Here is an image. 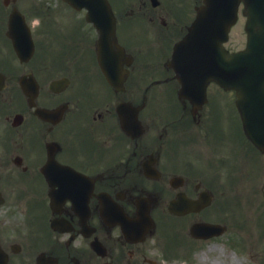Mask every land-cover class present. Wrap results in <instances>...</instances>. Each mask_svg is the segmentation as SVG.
<instances>
[{"label": "flooded vegetation", "instance_id": "obj_1", "mask_svg": "<svg viewBox=\"0 0 264 264\" xmlns=\"http://www.w3.org/2000/svg\"><path fill=\"white\" fill-rule=\"evenodd\" d=\"M109 1L106 74L85 10L0 0V264L215 263L207 249L221 233L193 226L227 223L232 210L264 230V202L249 217L242 200L221 201L243 188L264 195V136L256 145L237 127L221 148V88L210 82L201 103L179 98L168 64L201 0ZM158 85L170 119L149 129ZM169 221L187 238H170Z\"/></svg>", "mask_w": 264, "mask_h": 264}, {"label": "water", "instance_id": "obj_2", "mask_svg": "<svg viewBox=\"0 0 264 264\" xmlns=\"http://www.w3.org/2000/svg\"><path fill=\"white\" fill-rule=\"evenodd\" d=\"M101 1L97 7L104 3V0ZM239 1L204 0V7L199 10L204 14V17H208L210 8L214 6L215 2L221 7V18L214 17L210 20V26L207 29V20L203 21L202 14L199 13L198 18L189 28L188 35L177 46V51L183 50L184 52V57L180 52L177 53L183 63L181 65L183 67L177 71L186 72L188 68L184 65L185 63L197 62L199 64L191 65L194 70H200L202 76H207L205 82L213 78L222 86L236 88L241 95L249 94L251 97L255 92L254 87L248 94H245L244 89L240 90L239 88L252 86L251 81H258L260 84L264 82L260 80L263 77L258 73L259 66L256 65L264 62V0L243 1L247 14L245 24V29L248 32L247 46L244 50L230 53L222 47L220 41L227 38L229 26L236 19V8ZM80 3L89 8V13L101 14V12L91 9L95 8L94 0H80ZM255 30L258 32L256 33ZM219 35H221V40L218 38ZM191 53L196 57L191 58Z\"/></svg>", "mask_w": 264, "mask_h": 264}, {"label": "rangeland", "instance_id": "obj_3", "mask_svg": "<svg viewBox=\"0 0 264 264\" xmlns=\"http://www.w3.org/2000/svg\"><path fill=\"white\" fill-rule=\"evenodd\" d=\"M244 16H240V22L237 23L235 26H233V28L231 29L230 32V36L229 39L227 40V42H225V45L231 49H235L238 47H241L242 45H244L245 43V31L243 29V24H244ZM159 85L158 87H156V92L157 95L155 97V99L150 101V110L149 112H152L154 114H152V116L149 118H147L146 122L151 126L149 129H158L160 127H162L165 123H162V121L165 118L168 117H164V116H159V112H162V105L164 104L163 100L160 97V92H159ZM217 92V91H216ZM229 95L231 96V93H229ZM174 103L176 102L175 99ZM179 102V101H178ZM152 104H155V106H151ZM217 104H220L219 102ZM221 106H225L227 107L230 111L226 112V110L223 108V117H220V121H221V125L220 127L222 128L221 131L224 133L223 136L221 137V148H225V149H229L230 147H228L230 145V139L229 136L231 134V130L232 129H237L238 125H237V120L236 117L234 116V110H233V106L231 107V105L229 103H225L224 101L221 100ZM174 117H178L179 116V112L176 111L175 114L173 115ZM166 125V124H165ZM169 125V124H168ZM171 125H176L173 124V122L171 123ZM187 129H203L200 127H196L194 125L189 126ZM195 162H197L198 164H202L204 167H206V163L202 162L200 160H196ZM232 167V165H231ZM222 169V168H221ZM228 181V180H226ZM238 193V194H236ZM236 193H233L236 196L241 197V199H238L237 197H235L232 193L231 194H227V196L221 197V201L224 199L227 200V202L229 203V197L232 199L237 200L238 202H241L240 207L242 209H245L246 215L247 216H251L252 212H253V207H254V203L253 200H258L259 202L263 203L264 202V195H257L255 193H252V191H250L249 189L243 188L240 189L239 191H237ZM257 198V199H256ZM229 207H231V205H226V208L229 209ZM239 209V208H237ZM226 222L229 226L228 228V232L225 233L224 235L221 236L222 242L221 245H217L215 246L213 249L208 250V253H213L212 255L209 256V258L211 259L213 256L216 255V257L218 258L219 262H211V261H207L204 260V264H264V261L260 259V257L263 254V250H264V230H261L260 228H256L257 226H245L242 225L240 223H236V217L234 216V211L232 210H225L221 213V218H225ZM172 233V232H171ZM228 237H235L238 239L242 240V243L244 244V249H247L249 251V253H253L255 254L258 258H256V261H248L246 254L240 253L238 250V254L241 255L238 256L236 254L233 253V251L229 250L227 243H224V239L228 238ZM186 239L187 236L184 233H180L178 231H174V237L173 239ZM243 251V250H240ZM215 252V253H214ZM245 252V251H243Z\"/></svg>", "mask_w": 264, "mask_h": 264}]
</instances>
